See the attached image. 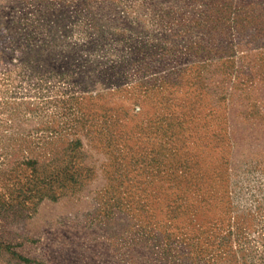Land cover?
Listing matches in <instances>:
<instances>
[{
  "label": "rangeland",
  "instance_id": "obj_1",
  "mask_svg": "<svg viewBox=\"0 0 264 264\" xmlns=\"http://www.w3.org/2000/svg\"><path fill=\"white\" fill-rule=\"evenodd\" d=\"M0 264H264V0H0Z\"/></svg>",
  "mask_w": 264,
  "mask_h": 264
}]
</instances>
